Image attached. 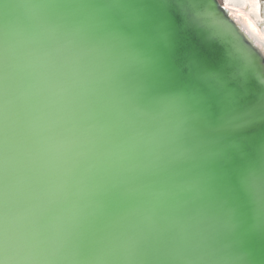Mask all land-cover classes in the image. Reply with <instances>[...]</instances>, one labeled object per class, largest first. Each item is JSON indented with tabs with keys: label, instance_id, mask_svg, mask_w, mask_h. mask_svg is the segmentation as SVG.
Segmentation results:
<instances>
[{
	"label": "water",
	"instance_id": "water-1",
	"mask_svg": "<svg viewBox=\"0 0 264 264\" xmlns=\"http://www.w3.org/2000/svg\"><path fill=\"white\" fill-rule=\"evenodd\" d=\"M81 2L0 0V252L70 264L154 210L221 239L233 210L242 239L264 246V233L251 232L254 209L264 218V165L245 175L264 157V37L255 23L220 8L233 42L251 50L249 66L230 37L193 20L189 0H110L104 28ZM145 58L132 79L128 69ZM137 107L163 115L149 120ZM189 116L205 130L240 125L213 134L221 155L211 195L200 191L205 171L189 163L145 169L157 142L177 147ZM161 188L166 196L154 195Z\"/></svg>",
	"mask_w": 264,
	"mask_h": 264
},
{
	"label": "clouds",
	"instance_id": "clouds-1",
	"mask_svg": "<svg viewBox=\"0 0 264 264\" xmlns=\"http://www.w3.org/2000/svg\"><path fill=\"white\" fill-rule=\"evenodd\" d=\"M189 3L194 21L213 29L214 36L230 37L232 25L225 15L227 10H220L222 5L218 0H197V3L203 5L202 10L197 9L191 0ZM114 6L110 0H82L76 5L80 9L90 10L91 14L99 17L98 26L101 28L109 26V12ZM161 39L166 41V34L162 33ZM230 42L245 59L247 65L252 66L251 50L245 51L234 43L232 38ZM148 62L145 58L137 66L129 68L130 77L138 79L139 73ZM257 77L264 83V70L257 72ZM135 111L149 120H157L163 115V113L154 115L140 107ZM239 126L229 122L222 128L205 130L200 128L195 116L186 117L177 126V134L174 138L177 147H169L165 143L157 142L155 158L150 165L145 166V169L161 171L177 161L189 163L192 167L205 171L207 182L200 191L211 195L213 184L217 181L213 165L221 155V150L214 147L217 139L213 134L222 133L229 127ZM160 131L157 129L147 133L146 143L156 142ZM233 147L237 145L233 144ZM258 165H264V157H261L258 164L249 167L245 175H250ZM154 195L165 197L166 191L161 188ZM163 203L164 201L161 200L162 207ZM231 216L232 219L222 226L226 230V238L221 239V232L218 229L213 230L212 233L200 228L188 231L179 218L170 221L166 214L161 215L154 210L151 215L145 216L138 224L133 225L130 234L121 232L97 254L83 259L74 256L70 264H264V246L251 236L244 241L237 233L238 222L233 210ZM251 232L264 233V218H261L255 209ZM0 264H55V261H41L29 252L13 262L0 252Z\"/></svg>",
	"mask_w": 264,
	"mask_h": 264
},
{
	"label": "bare ground",
	"instance_id": "bare-ground-1",
	"mask_svg": "<svg viewBox=\"0 0 264 264\" xmlns=\"http://www.w3.org/2000/svg\"><path fill=\"white\" fill-rule=\"evenodd\" d=\"M224 4L228 7H238L237 9H239V7L241 8H247V6H250V10L244 12L246 15H248V17L255 23L256 27L258 28L259 32L262 34V36L264 37V32L260 30L259 26L257 25L259 16L258 13V1L257 0H224ZM241 10V9H240ZM261 12V11H260ZM254 15L252 17H250L249 15ZM259 23V22H258Z\"/></svg>",
	"mask_w": 264,
	"mask_h": 264
},
{
	"label": "flooded vegetation",
	"instance_id": "flooded-vegetation-1",
	"mask_svg": "<svg viewBox=\"0 0 264 264\" xmlns=\"http://www.w3.org/2000/svg\"><path fill=\"white\" fill-rule=\"evenodd\" d=\"M258 1V15H260L259 16V19H258V22H259V28H260V30L261 31H263L264 32V24L262 23V22H264V0H257ZM246 8V7H245ZM251 8H250V6L248 5L247 6V8H246V10L247 11H249ZM261 11V12H260ZM252 16H254L253 14H252ZM260 23L261 24H263V25H260Z\"/></svg>",
	"mask_w": 264,
	"mask_h": 264
},
{
	"label": "rangeland",
	"instance_id": "rangeland-1",
	"mask_svg": "<svg viewBox=\"0 0 264 264\" xmlns=\"http://www.w3.org/2000/svg\"><path fill=\"white\" fill-rule=\"evenodd\" d=\"M235 8H238V7H235ZM239 9H241V11H243V12H246L247 11L246 8L239 7ZM249 16L252 17L251 14ZM262 23L264 24V22H262ZM263 24L260 23V25H263ZM257 25L259 26V23L258 22H257Z\"/></svg>",
	"mask_w": 264,
	"mask_h": 264
},
{
	"label": "snow or ice",
	"instance_id": "snow-or-ice-1",
	"mask_svg": "<svg viewBox=\"0 0 264 264\" xmlns=\"http://www.w3.org/2000/svg\"><path fill=\"white\" fill-rule=\"evenodd\" d=\"M219 3H221V5H223L224 0H218Z\"/></svg>",
	"mask_w": 264,
	"mask_h": 264
}]
</instances>
